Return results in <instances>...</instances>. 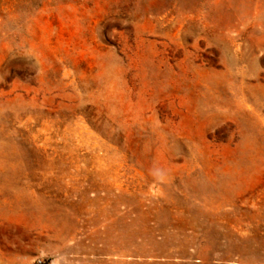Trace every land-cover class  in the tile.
Listing matches in <instances>:
<instances>
[{"label": "rangeland", "instance_id": "374dc122", "mask_svg": "<svg viewBox=\"0 0 264 264\" xmlns=\"http://www.w3.org/2000/svg\"><path fill=\"white\" fill-rule=\"evenodd\" d=\"M264 264V0H0V264Z\"/></svg>", "mask_w": 264, "mask_h": 264}, {"label": "built area", "instance_id": "2783aa9c", "mask_svg": "<svg viewBox=\"0 0 264 264\" xmlns=\"http://www.w3.org/2000/svg\"><path fill=\"white\" fill-rule=\"evenodd\" d=\"M36 264H44L42 260H38Z\"/></svg>", "mask_w": 264, "mask_h": 264}]
</instances>
